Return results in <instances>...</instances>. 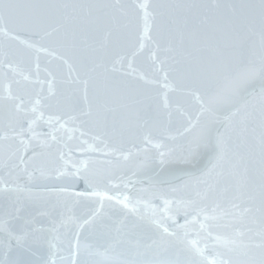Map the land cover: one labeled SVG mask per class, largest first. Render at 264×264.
Segmentation results:
<instances>
[{
  "label": "water",
  "instance_id": "water-1",
  "mask_svg": "<svg viewBox=\"0 0 264 264\" xmlns=\"http://www.w3.org/2000/svg\"><path fill=\"white\" fill-rule=\"evenodd\" d=\"M40 2L109 7L93 22L59 31L51 19L26 24L22 12L0 19V261L142 264L179 258L197 264L201 259L264 264L259 147L264 80L227 91L212 104L203 97L207 111H202L194 87L201 68L218 59H248L253 43L258 58V35L237 37L214 26L231 16L230 6L259 0ZM143 3L155 19L149 15L145 22L137 7ZM177 4L197 7L187 26L183 10H176L181 24L170 31L161 20L173 11L168 6ZM9 94L13 99H7ZM137 99H145L146 105L135 103ZM89 107L91 116L84 114ZM71 115L78 116L84 136L67 130L77 126L70 121L61 127ZM32 119L39 135L32 139L26 131L22 138L29 142L22 145L12 130L27 129ZM190 119L196 126L189 132ZM53 132L56 141L49 135ZM229 135L230 152L220 164L222 142ZM82 161L87 171L77 178ZM17 188L22 191L6 190ZM94 190L113 199L102 201L91 194ZM116 197H127L139 214ZM138 200L148 207L137 205ZM186 206L190 212L205 208L210 214L215 208L217 219L197 217L184 236L185 229L165 219V209L183 225ZM141 216L181 235L166 236ZM161 236L180 239L193 252L199 248L203 256H189L170 243H153ZM25 248L32 254H25Z\"/></svg>",
  "mask_w": 264,
  "mask_h": 264
},
{
  "label": "snow or ice",
  "instance_id": "snow-or-ice-1",
  "mask_svg": "<svg viewBox=\"0 0 264 264\" xmlns=\"http://www.w3.org/2000/svg\"><path fill=\"white\" fill-rule=\"evenodd\" d=\"M109 7V5L105 4H72V3H47V2H37L28 3V4H15V3H6L5 0H0V19L3 18L4 15H11L13 13H23L24 22L26 24H34L40 21L46 20H55L57 22V27L54 28V31H59L61 28H66L69 24H87L93 22L98 18V14L102 12L104 9ZM140 11L143 13V18L145 22L149 15H152L153 19H155V14H150L148 12L149 5L147 3L139 4L137 6ZM173 11L169 12L166 19H162V25L166 26L170 31L178 28L181 24L182 17L177 13L176 10H183V24L187 26L188 17L191 14V11L197 7L194 4H177L168 6ZM232 8V14L228 18L224 19L222 23L215 25L218 30L234 34L239 37L241 33H245L251 36H259V56H256L255 43H253V47L249 50V58L248 59H240L233 62H228L223 59H218L203 68H201L196 75V84L194 87L196 88L198 95L197 99L200 100L202 105V111H207V107L205 106V101L203 97L207 98V103L212 104L218 98L225 95L227 91H231L232 93L237 92L240 87L248 84L249 81L254 80L256 78H260L264 80V0H259L258 4L255 3H247L230 6ZM167 72L164 73V78L167 79ZM85 85V99H87V85L88 80L84 81ZM261 93L264 94V87L261 88ZM8 100L13 99L11 94L7 97ZM140 105H146L145 99H137L134 101ZM40 101H37L39 104ZM167 107V104H165ZM35 112V109H32ZM85 115L91 116L92 110L89 107L88 112L84 113ZM24 116L27 117L28 113H24ZM97 124H101L103 122L102 115L97 113ZM42 119V116L40 117ZM59 119V118H57ZM72 122L73 124H77L78 116L71 115L68 117V120L65 121L64 124L61 125L62 128H65L68 122ZM36 123L35 119L27 120V129L21 127L19 130L13 129L12 134L18 138H21L19 142L22 145H26L29 141L23 139L25 132L30 134L32 139H36L39 134L33 131V125ZM146 123V121H145ZM196 126L195 123L189 120V127L185 129V131H191ZM260 128L261 134L259 137V147H260V156H261V164L262 168H264V111L261 112L260 116ZM69 132L80 131V135L84 136L85 133L79 128L78 124L74 128L67 129ZM51 135V139L56 141L57 137L55 133H49ZM96 140H101L103 142L102 137L95 136L93 137ZM71 139V137H69ZM147 139V138H146ZM230 135L226 136L222 142V148L220 153V164H223L229 155L230 152ZM41 143L47 144V141H41ZM81 143H87V141H81ZM105 147L107 145L105 144ZM157 147H162V145H157ZM164 155V153H161ZM60 159H64L63 153L60 155ZM67 163V161H65ZM84 166L82 168H77L75 175L79 178V173L81 171H87L86 162H81ZM264 176V173H262ZM12 191H22L21 189H6ZM94 196H100L101 200H111L113 197L109 196L107 192L96 191L94 190L92 193ZM77 195H82L77 193ZM261 195L264 196V179H262L261 185ZM117 203H122L123 206L129 211L139 214L138 207H130L125 197L123 201L119 199V197L115 198ZM137 205L144 203L145 207H148V204L143 201H137ZM170 203L169 201H165L167 205ZM100 208H103V203H101ZM175 211H179L178 209ZM250 211V210H246ZM216 209H212V213L210 214L207 209L199 208L193 209L191 212L188 210V207H185V223L183 225L176 224V220L174 215L168 209H165V219L171 220L174 225L179 228L185 229L182 233L184 236L188 235L187 226L196 221L197 217L203 216L204 220H215L217 216L215 215ZM98 214V213H97ZM226 214V213H225ZM154 216L155 213L153 212ZM141 220H144L146 224L149 226L155 227L157 230L162 229L163 234L166 236H176L178 237L181 233L171 232L169 228L165 227L159 220L148 218L145 219L143 216L140 217ZM90 221H85V223H89ZM206 225L202 221L200 223V227L204 228ZM211 236V233H209ZM239 235V233H238ZM219 242V238H216ZM153 243L159 245L165 244H173L177 248L181 249L184 252H187L189 256H203V250L197 248L194 252L189 250L184 242L180 239H174L172 241H167L160 237L159 240L154 241ZM189 243L195 244L196 241H190ZM235 245L237 242L232 241ZM148 247H151L149 245ZM25 254H32V250L30 248H25ZM0 264H4L3 261H0ZM10 264H28L27 261L22 259H18L10 262ZM53 264L55 262L53 261ZM142 264H197L195 260H180L179 258L174 260H145ZM198 264H229V261L226 260H214V261H205L201 259Z\"/></svg>",
  "mask_w": 264,
  "mask_h": 264
}]
</instances>
